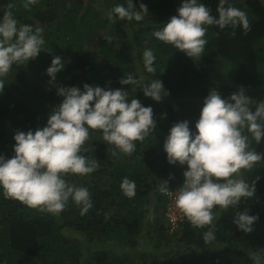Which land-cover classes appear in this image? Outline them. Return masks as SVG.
I'll use <instances>...</instances> for the list:
<instances>
[{"label":"trees","instance_id":"16d2710c","mask_svg":"<svg viewBox=\"0 0 264 264\" xmlns=\"http://www.w3.org/2000/svg\"><path fill=\"white\" fill-rule=\"evenodd\" d=\"M202 2L218 15L219 0ZM229 2L247 13L250 30L207 26L205 51L193 59L153 35L177 14L180 0H135L137 10L140 4L148 8L144 19L114 22L108 19L109 11L117 4L127 6V0H38L29 8L24 0H0V17L10 5L19 23L42 27L45 39L39 62L20 63L19 72L3 78L0 154L15 155L17 131L47 124L52 109L62 101L58 87L83 89L87 83L127 89L129 100L137 98L153 108L157 122L143 141H136L132 155L106 142L102 130H90L82 154L96 159L99 167L88 175L66 176L68 182L89 189L93 207L86 214L71 199L62 212L52 214L5 198L0 189V264H264V160L240 170V178L255 184L252 197L243 198L237 207L213 209L211 243L202 236L208 226L194 227L187 218L178 230L168 232L160 210L164 212L168 203L161 183L182 185L187 168L168 162L164 143L171 127L187 120L197 131L195 124L213 88L227 98L245 87L253 110L264 101V0ZM145 49L154 51L155 73L144 68ZM54 56H60L65 67L50 82L46 70ZM24 69L31 72L26 77ZM128 74L159 78L171 101L163 109L145 96L143 86L122 85ZM251 147L264 153V141L252 140ZM124 177L136 183L132 198L121 189ZM238 210L258 217L251 232H242L233 223ZM145 238L152 243L138 248Z\"/></svg>","mask_w":264,"mask_h":264},{"label":"clouds","instance_id":"9594fccd","mask_svg":"<svg viewBox=\"0 0 264 264\" xmlns=\"http://www.w3.org/2000/svg\"><path fill=\"white\" fill-rule=\"evenodd\" d=\"M37 2L24 0V7L29 8ZM135 5V0H127V6L115 5L108 19L142 21L148 8L140 4L137 10ZM216 11L218 15H213L212 9L202 0H180L177 14L153 35L194 59L205 51L207 26L250 30L247 13L229 0H219ZM43 31L42 27L19 23L11 6H6L0 17V92L5 85L3 78L14 64L35 59L45 50ZM155 61L154 51L145 49L146 72H156ZM64 67L62 58L54 56L46 70L50 82L55 81L56 74ZM120 83L143 86L145 96L158 102L169 95L159 78L145 80L143 76L137 78L128 74ZM57 92L62 101L52 109L47 124L34 131H17L13 146L15 155L7 158L0 154V189L5 198L18 199L29 207L52 214L62 212L71 199L81 206L83 215L93 207L91 193L87 187L68 182L66 176L88 175L99 167L96 159L82 154L86 151L83 146L90 130H102L106 142L132 155L137 148L136 141H143L157 128V122L153 108L144 106L137 98L129 100L127 89H105L85 83L83 89L58 87ZM251 104L245 87L238 88L227 98L218 89H210L195 124L197 131L190 128L189 121H179L171 127L164 143L168 162L186 164L187 168L182 185L171 186L166 180L161 183L160 190L169 193V189L178 187L175 205L194 227L208 226L202 234L206 244L215 240L213 209L216 206L237 207L243 198H250L256 192L255 184L249 185L240 178L241 169H250L264 160V153L251 147L252 140L257 144L264 141V101L254 110ZM121 189L132 198L136 194V183L124 177ZM166 208L167 204L164 209L167 220ZM257 219L247 210H238L233 223L242 232H251ZM165 226L173 233L181 224L172 232L168 224Z\"/></svg>","mask_w":264,"mask_h":264},{"label":"built area","instance_id":"2783aa9c","mask_svg":"<svg viewBox=\"0 0 264 264\" xmlns=\"http://www.w3.org/2000/svg\"><path fill=\"white\" fill-rule=\"evenodd\" d=\"M177 188L178 187L169 189V193H166L168 197L166 218L168 220L169 231L171 232L176 230L180 226L181 222L185 219L183 212L175 205V196Z\"/></svg>","mask_w":264,"mask_h":264},{"label":"rangeland","instance_id":"374dc122","mask_svg":"<svg viewBox=\"0 0 264 264\" xmlns=\"http://www.w3.org/2000/svg\"><path fill=\"white\" fill-rule=\"evenodd\" d=\"M68 5H71V4H68ZM92 5L95 7V6H99V4L98 3H92ZM103 8H104V10L106 9L105 8V5H103L102 6ZM93 50H94V47H93ZM32 60H34V61H36V62H39V56L38 57H36L35 59H32ZM18 66H21V64L20 63H17V64H14L13 66H12V68H11V70L9 71V73H10V75H15L17 72H19V68H18ZM29 73H31L29 70H26V69H24V71H23V73H22V75H24V77H26V75H29ZM4 90V89H3ZM1 93V92H0ZM171 101V98L169 97V96H165V97H163V99L161 100V101H157V103H158V105L161 107V108H165L166 107V105H168V103ZM161 210V212H162V216H163V219H164V222H165V225H167L168 224V220H166L165 218H164V212H163V209H160ZM160 212V213H161ZM143 243H141V245H140V247H138V248H143V247H145L147 244H149V243H152L151 241H150V239L149 238H145L143 241H142Z\"/></svg>","mask_w":264,"mask_h":264}]
</instances>
